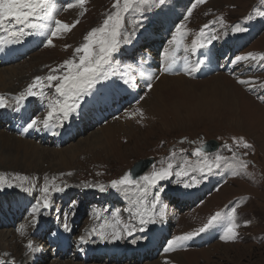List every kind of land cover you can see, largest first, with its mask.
I'll return each instance as SVG.
<instances>
[{"label": "rangeland", "instance_id": "1", "mask_svg": "<svg viewBox=\"0 0 264 264\" xmlns=\"http://www.w3.org/2000/svg\"><path fill=\"white\" fill-rule=\"evenodd\" d=\"M53 2L59 9L55 13L56 19L69 24L77 19L80 21L62 38H53L54 46H46L49 38L46 32H34L15 43L7 32V35H0V39H5L0 43V63H3L0 64V94L5 95L12 105L0 108V177L5 180L4 187L0 188V264H264V101L260 103L254 99L264 94V60L259 59V55L264 54V15L259 14L264 12V0H206L193 9L191 16H188V9L195 0H166L163 5L145 6L142 16L130 14L125 24L132 33V40L121 46L115 61L118 69L133 66V82L123 84L122 80L113 76L109 81L96 84L91 94L83 98L80 109L64 121L62 127L24 131L32 119L47 116L48 101L29 97L20 110L15 111L14 97L35 77L48 75L50 68L72 58L74 49L84 43L87 33L100 26L112 11L114 0H89L83 16L78 7L63 10L72 0ZM249 16L253 18L248 19ZM221 17L224 27L219 22ZM133 19L139 20L135 28L132 26ZM180 24L185 25L184 31L188 33L184 39V44L189 46L187 51L168 43ZM237 24L247 31L233 32L232 28ZM205 25L209 27L204 29ZM201 29L208 36L220 38L213 40L207 48L193 52L191 42ZM0 32L5 33L3 29ZM236 36L243 38L240 45L231 47L223 43L227 40L231 42ZM66 45L70 47L66 48ZM165 50L175 59L171 72L163 71ZM249 52L257 54V60L234 62L236 56ZM11 57L15 61L4 64ZM185 57L189 67L200 59L205 62L198 71L189 73L185 70ZM148 76L156 78L149 81ZM217 78L220 85L235 97V113L172 103L181 93L189 92L191 99L194 98L192 91H197V96L203 94ZM241 79L252 83L241 84ZM149 82L152 83L151 90L146 87ZM44 91L50 98H56L54 88H44ZM164 96L165 99H162ZM137 108L143 110L144 117L137 115L130 118L128 114ZM152 109L157 112L152 113ZM241 137L252 147L241 145L237 153L241 148L246 156L247 150L254 159L253 166L243 156L241 160L246 161L248 167L240 175H233L231 167L222 165L207 173L201 183L191 188H185L183 182L177 183L175 176L159 182L156 188L151 189L148 199L156 194L157 189H163L160 196L166 206L164 216L157 215L155 223L148 224L144 231L139 230L141 225L138 220L127 211L133 208L136 191L130 190L125 195L110 187L112 180L119 179L148 157L153 156V165L160 168L161 162L168 161L175 152V165L179 166L187 160L192 166H197L204 162L195 155L197 147H204L212 139L235 141L234 138L238 140ZM232 153L228 148H221L208 155V162L217 154L232 159ZM153 165L144 175L153 170ZM219 170L221 172L211 186V174ZM193 174L199 178L198 174ZM18 175L27 176L29 181L21 183L16 179ZM45 177L49 180L55 177V184L63 191L50 188L51 206L41 207L38 213H33ZM8 183H12L13 187H8ZM201 184H208L209 191L189 210L180 213L168 202L171 192H194ZM99 185H105L107 190L100 191ZM29 187L32 191H25ZM194 196L178 197L184 204L188 197L191 201ZM72 198L79 199L68 201ZM80 198L90 200L88 211H84L87 200ZM96 205L95 211L90 212ZM233 208L240 225L236 241L225 242L220 238L226 222L222 221L211 228L218 240L214 241L208 233L199 238L206 240L207 244L212 239L214 242L208 246L164 251L168 241L174 237V231L175 236L193 231L215 213L224 214L226 211L227 216ZM117 209L124 222L136 225L137 230L131 236L135 241L133 246L126 244L122 247L123 242L130 239L127 233L120 240H102L92 231L99 229L105 220L114 222L113 213ZM48 221L51 230H54V222L64 230L65 224L68 228L71 226L74 242L83 244L88 256L91 249L100 248L118 252L135 248L141 253L120 262H116L115 257L113 261H108L106 254L97 252L94 253L95 260L88 261L79 255L65 259L53 257L51 247L44 244L43 238L35 237V233L42 234L41 228ZM22 225L23 235L19 231ZM106 231L110 232L111 228H106ZM21 235L26 241H33L36 251H28L20 241ZM81 237L88 242L83 243ZM147 240L151 245L154 242V246L147 245ZM194 241L197 237L187 243ZM158 249L161 252L156 254ZM146 250L148 252L144 255ZM176 253H180V258L173 255Z\"/></svg>", "mask_w": 264, "mask_h": 264}, {"label": "snow or ice", "instance_id": "2", "mask_svg": "<svg viewBox=\"0 0 264 264\" xmlns=\"http://www.w3.org/2000/svg\"><path fill=\"white\" fill-rule=\"evenodd\" d=\"M89 0H72L65 5L64 9L67 11L72 8H80V15L83 16L87 11L86 5ZM206 0H195V2L188 9V16H191L193 9L197 5L205 3ZM166 0H114L112 4V11H110L102 24L98 27L91 29L84 37V43L74 49V56L70 59L64 60L61 64L54 68H50L49 74L46 76H37L34 81L27 86L22 92L14 97L16 106L15 111H19L23 102L29 97H39L48 101L47 104V116L43 119H32L24 129H34L36 131L41 130V127L46 130H50L53 127H62L63 122L69 120L73 113H76L80 109L83 98L86 95H90L92 89L96 84L102 81H109L113 76H116L119 80L123 81V84H130L133 82V66L128 65L126 69H118L116 66L115 56L119 52L122 45L131 43L132 33L128 31L125 21L131 14L135 16L140 14L142 16L145 6H152L155 4L163 5ZM59 9L55 7L53 0H0V29H3L12 38V42H19L20 39L27 35L35 33H47L48 40L46 46H54L53 38H62L64 34L71 32L72 29L80 22L78 19L72 23H66L59 19H56L55 13ZM260 15H264V12H260ZM255 15V13H254ZM249 16L248 19H252ZM221 27H224V20L221 17L219 19ZM139 23V20L133 19L132 26ZM208 25L204 26V29L208 28ZM185 25H177L175 31L171 35L169 44L175 45L176 49L183 47L185 51L189 46L184 44V39L187 36V32L184 31ZM201 29L196 39L191 42V50L195 52L198 49L207 48L213 40H217L220 37L216 35L208 36L207 33ZM50 30V31H49ZM233 32H244L246 28L241 27L239 24L232 28ZM225 35L227 33H224ZM3 43V41H0ZM70 47V45L65 46ZM164 56V72L172 71V64L175 63L174 56L170 57L167 50L163 53ZM257 54L247 53L245 55H238L235 57L234 62L242 61H255L257 60ZM260 60H264V54L259 55ZM204 60H197L194 65L189 67L187 57H185V70L191 73L192 71H198L200 66L204 64ZM144 75L143 72L140 73ZM155 76H148L147 79L152 81ZM115 84L116 82L113 81ZM241 84H251L250 80H239ZM118 87L120 85H117ZM148 90H151L152 83L149 82L146 85ZM44 88H54L56 98L52 99L44 91ZM264 100V97H259ZM12 107L8 103V99L5 95L0 94V108ZM130 118H135L139 115L144 117L142 109H135L129 114ZM54 135L58 134L53 132ZM237 147L243 146L244 148H251L252 145L239 138H234ZM229 151H232L231 145H225ZM195 155L202 158L204 161L201 165L192 166L187 160L179 166L173 163L176 153H172V158L168 161H162V166L156 168L153 165V170L147 175L140 177H134L133 172L129 171L119 179L111 181L110 187L117 192L128 194L130 190L136 191V198L132 200L133 208L127 209L130 216H134L141 227L140 231H144L148 224L155 223L156 216L161 218L164 216L165 205L161 201L160 192L162 188L157 189L155 195L148 199L151 189L156 188L159 182L168 180L170 177H177V183L183 182L185 188H191L198 185L206 178L207 173H211L214 169H219L222 165L229 166L233 169V175H240L242 171L246 170L248 164L246 161L241 160L235 152L232 153V159L217 154L211 162H208V153L205 151L203 145L195 149ZM178 168V170H177ZM193 173L198 174L194 175ZM246 174V173H245ZM185 178V179H181ZM17 180L21 183L29 181L27 176H17ZM55 177L49 180L45 177L44 186L40 189V198L36 201L33 207V213H38L40 208H49L51 206L49 200L50 188L55 191H63L62 188L55 184ZM5 180L0 177V188H3ZM8 187H13L12 183L7 184ZM100 191H106L105 185H99ZM25 191H32V187L25 189ZM159 209L157 210V206ZM135 209V210H134ZM99 215V213H97ZM114 222L105 220L104 224L99 229L94 228L92 231L100 236L102 240H120L124 237V234L131 236L136 231V225L131 222H124L120 217L119 209L113 213ZM222 221H226L223 227V235L221 239L225 242H234L238 239L239 233L237 229L240 225L237 223L236 209L233 208L231 213L226 217L217 212L208 218L207 222L201 227L184 233L182 235L174 236L168 241L165 252L176 251L183 248L188 241L193 240L195 237L202 233L207 232ZM68 230V225H64ZM106 228H111V231H106ZM21 234H24V226L19 229ZM83 243L88 241L81 237ZM135 242V241H133ZM29 252H34L36 249L33 246V241L29 240L27 244Z\"/></svg>", "mask_w": 264, "mask_h": 264}, {"label": "bare ground", "instance_id": "3", "mask_svg": "<svg viewBox=\"0 0 264 264\" xmlns=\"http://www.w3.org/2000/svg\"><path fill=\"white\" fill-rule=\"evenodd\" d=\"M211 84L212 86L209 87L208 90L205 89L203 91V94L201 95L198 94L197 96V91H192V94L194 95L193 99H191V97L188 95L189 92L181 93L172 101V103H174L177 106H189L190 104V106H193L195 109L197 108L201 110H205V109L210 110V111L211 110H223L224 112L226 111L229 113H235L237 109V102H236L235 97L220 85L218 78L212 81ZM165 97L166 96H164L162 99H165ZM156 112H157L156 109H152V113H156ZM20 241L25 246H27L29 242V240L26 241L22 235L20 237ZM147 245H151L150 243H148V240H147ZM152 245L154 246V242H152ZM36 246H39V245H36ZM21 247H22L21 249L24 250V246H21ZM5 249H7V247H5ZM21 249L19 250L21 251ZM0 251L2 253V249ZM173 255H175L177 258H180V253H176Z\"/></svg>", "mask_w": 264, "mask_h": 264}, {"label": "water", "instance_id": "4", "mask_svg": "<svg viewBox=\"0 0 264 264\" xmlns=\"http://www.w3.org/2000/svg\"><path fill=\"white\" fill-rule=\"evenodd\" d=\"M151 163H152V159H146V160H143V161H141L140 163H138L136 166H135V170L136 171H138L137 170V167H142V169H140V170H146V169H148L149 168V166L151 165ZM140 170H139V172H140ZM136 173V172H135ZM134 174V173H133Z\"/></svg>", "mask_w": 264, "mask_h": 264}]
</instances>
